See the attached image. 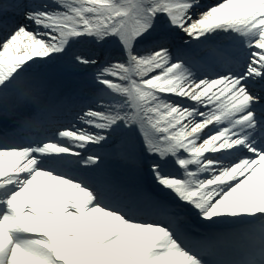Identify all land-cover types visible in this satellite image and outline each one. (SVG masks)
<instances>
[{"label":"snow or ice","instance_id":"1","mask_svg":"<svg viewBox=\"0 0 264 264\" xmlns=\"http://www.w3.org/2000/svg\"><path fill=\"white\" fill-rule=\"evenodd\" d=\"M0 264H264V0H0Z\"/></svg>","mask_w":264,"mask_h":264},{"label":"rangeland","instance_id":"2","mask_svg":"<svg viewBox=\"0 0 264 264\" xmlns=\"http://www.w3.org/2000/svg\"><path fill=\"white\" fill-rule=\"evenodd\" d=\"M205 3H208V2H212V3H215L216 0H204Z\"/></svg>","mask_w":264,"mask_h":264},{"label":"bare ground","instance_id":"3","mask_svg":"<svg viewBox=\"0 0 264 264\" xmlns=\"http://www.w3.org/2000/svg\"><path fill=\"white\" fill-rule=\"evenodd\" d=\"M45 2H46V0H41V3H45ZM227 35L228 34H224L225 37H227ZM21 54H23V53H21ZM206 154H208V153H206Z\"/></svg>","mask_w":264,"mask_h":264}]
</instances>
